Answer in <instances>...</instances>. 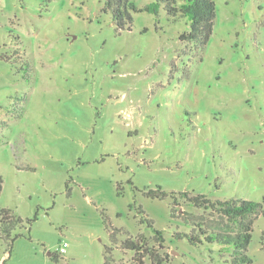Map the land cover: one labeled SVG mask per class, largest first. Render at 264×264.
Returning a JSON list of instances; mask_svg holds the SVG:
<instances>
[{"label":"rangeland","instance_id":"rangeland-1","mask_svg":"<svg viewBox=\"0 0 264 264\" xmlns=\"http://www.w3.org/2000/svg\"><path fill=\"white\" fill-rule=\"evenodd\" d=\"M103 2L0 0V210L23 220L10 247L0 236V264H103L106 223L152 246L139 206L163 232L160 264H224L175 239L190 230L183 211L220 219L143 193L264 210V0H214L205 45L181 42L185 22L163 12L132 13L118 31ZM263 234L260 215L251 264H264ZM114 257L134 264L119 247Z\"/></svg>","mask_w":264,"mask_h":264},{"label":"trees","instance_id":"trees-1","mask_svg":"<svg viewBox=\"0 0 264 264\" xmlns=\"http://www.w3.org/2000/svg\"><path fill=\"white\" fill-rule=\"evenodd\" d=\"M103 13H111V18L118 31L131 30L132 13H147L157 17L160 12L165 14L169 23L184 21L187 30L180 35L181 42H196L205 45L210 39L216 18L214 0H153L148 5L137 8L131 0H104ZM0 60L8 59L0 55ZM146 198L163 201L170 199V204L184 200L188 206L215 215L218 220L213 225L208 221L199 220L188 212H182L184 223L190 227L189 232L175 234V239L186 240L195 248L205 247L211 252H217L224 264H251L247 255V247L251 241V231L258 216H264L260 204L245 200H210L204 195H194L188 192L167 193L160 187L143 193ZM179 197V198H177ZM172 206V204L170 205ZM136 219L139 225H146L152 231L154 244L149 246L145 236L132 237L123 228H114L106 223L110 245L104 247L103 264H116L115 247L133 253L134 264H160L158 248L165 243L163 232L154 227L141 207L136 209ZM23 224L20 217L13 215L7 209L0 210V236L9 241V247L19 235L12 236L14 229ZM124 236L120 240L119 236ZM264 237V234L262 235ZM264 242V238H262ZM57 262V255L48 254Z\"/></svg>","mask_w":264,"mask_h":264},{"label":"built area","instance_id":"built-area-1","mask_svg":"<svg viewBox=\"0 0 264 264\" xmlns=\"http://www.w3.org/2000/svg\"><path fill=\"white\" fill-rule=\"evenodd\" d=\"M67 247L66 243H62L59 248H58V252L59 254H63L65 252V248Z\"/></svg>","mask_w":264,"mask_h":264}]
</instances>
